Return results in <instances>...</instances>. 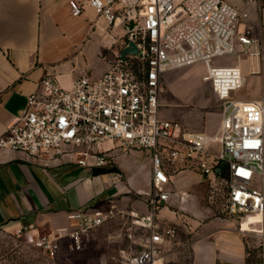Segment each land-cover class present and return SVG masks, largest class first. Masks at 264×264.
I'll return each instance as SVG.
<instances>
[{
    "label": "built area",
    "instance_id": "built-area-1",
    "mask_svg": "<svg viewBox=\"0 0 264 264\" xmlns=\"http://www.w3.org/2000/svg\"><path fill=\"white\" fill-rule=\"evenodd\" d=\"M69 5L74 16L88 6L109 25L121 20L137 53L118 58L101 77L83 75L69 87L45 76L28 96L22 115L0 135V150L89 169L110 166L113 153L148 151V212H131L132 225L147 234L128 264H154L163 245L176 235L174 226L160 224L157 213L177 196L168 186L171 175L184 168L206 176L212 188L225 181L227 216L237 221L241 232H261L257 225L264 216V104L238 98L245 83L240 67H216L212 60L246 55L252 73H258L256 67L264 59V26L258 38L240 32L250 14L224 0H70ZM197 63L205 65L203 79L225 103L213 137L160 115L166 72ZM216 194L212 192L211 199ZM113 211L73 212L78 224L64 234H42L31 225L16 233L51 254L64 236L80 249L84 234L114 217Z\"/></svg>",
    "mask_w": 264,
    "mask_h": 264
},
{
    "label": "crops",
    "instance_id": "crops-1",
    "mask_svg": "<svg viewBox=\"0 0 264 264\" xmlns=\"http://www.w3.org/2000/svg\"><path fill=\"white\" fill-rule=\"evenodd\" d=\"M69 1L0 0V135L22 115L28 96L45 76L57 78L65 87L83 75L99 78L129 42L121 20L109 25L88 6L74 16ZM224 1L249 12L239 31L260 37L264 0ZM237 59L233 66L240 67L245 78L242 89L255 91L249 99L264 104V59L255 74L248 56ZM201 99L205 106L210 102L207 95ZM163 103L162 95L160 115L162 108L171 106L173 113L168 119L180 121L189 130L204 131L209 137L217 134L224 110L218 113L215 129L207 132L205 110L192 105L187 109L179 100ZM130 152L113 153L110 166L89 169L46 156L0 150V238L27 225L44 234H64L77 226L72 217L77 211L113 209L114 217L125 211L148 212L150 153ZM197 179L209 182L206 176L186 168L171 175L168 188L178 197L173 196L170 205L158 210L157 218L171 223L177 233L163 245L154 264L172 263L184 241L190 249V264H264V216L257 225L261 232H241L237 221L219 212L208 199L203 184L197 192L191 191Z\"/></svg>",
    "mask_w": 264,
    "mask_h": 264
},
{
    "label": "rangeland",
    "instance_id": "rangeland-1",
    "mask_svg": "<svg viewBox=\"0 0 264 264\" xmlns=\"http://www.w3.org/2000/svg\"><path fill=\"white\" fill-rule=\"evenodd\" d=\"M238 61L237 56H222L214 58L212 65L231 67ZM194 65L166 72L168 75L163 79V104L168 105L172 101L179 100L183 105H186L187 109L192 105V107H200L201 112L205 110V131L209 132V130L215 129L218 113L224 110L225 103L219 100L214 93L212 83L202 78L206 74V67ZM205 95L210 101L207 106L201 101ZM253 95H255V91L247 88L238 93V98L249 99ZM172 109L171 106L162 108L161 117L171 118ZM175 109L183 110L179 107ZM212 147L215 151L218 149L215 143L212 144ZM130 153L129 151L128 154ZM128 154L125 156L127 157ZM212 179L214 178L212 177ZM195 184V188L191 191L197 192L203 184V192H207L208 199H211L212 192H217V196L215 195V199L212 200L217 205V210L227 215L223 198L227 190L225 181L220 180L215 188H212L206 179H197ZM132 219L131 213L126 211L108 219L103 225L84 234L80 249L74 246L69 237H61L59 238V249L55 254L27 243L24 235H19L16 232L5 233L0 238V264H128L129 257L141 247L140 239L147 234L143 228L133 226ZM158 220L162 226H173L165 220L159 218ZM131 233L133 237H130ZM189 259L190 249L188 242L184 241L180 245L179 251H175L170 264H190L188 263Z\"/></svg>",
    "mask_w": 264,
    "mask_h": 264
},
{
    "label": "water",
    "instance_id": "water-1",
    "mask_svg": "<svg viewBox=\"0 0 264 264\" xmlns=\"http://www.w3.org/2000/svg\"><path fill=\"white\" fill-rule=\"evenodd\" d=\"M135 53H137V47L133 41H129V43L123 48L120 58L123 59L125 55Z\"/></svg>",
    "mask_w": 264,
    "mask_h": 264
}]
</instances>
